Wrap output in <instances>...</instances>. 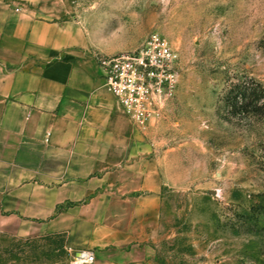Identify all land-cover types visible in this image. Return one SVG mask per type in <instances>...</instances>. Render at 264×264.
I'll list each match as a JSON object with an SVG mask.
<instances>
[{
    "label": "crops",
    "instance_id": "0c3cea01",
    "mask_svg": "<svg viewBox=\"0 0 264 264\" xmlns=\"http://www.w3.org/2000/svg\"><path fill=\"white\" fill-rule=\"evenodd\" d=\"M154 133V132H153ZM60 0H0V230L89 264H155L168 158Z\"/></svg>",
    "mask_w": 264,
    "mask_h": 264
},
{
    "label": "rangeland",
    "instance_id": "374dc122",
    "mask_svg": "<svg viewBox=\"0 0 264 264\" xmlns=\"http://www.w3.org/2000/svg\"><path fill=\"white\" fill-rule=\"evenodd\" d=\"M60 3L99 56L134 51L153 32L179 55L175 94L144 130L169 169L155 264H264V221L253 208L264 196V112L244 108L236 89L257 90L264 103V0ZM0 264L81 262L61 236L0 230Z\"/></svg>",
    "mask_w": 264,
    "mask_h": 264
},
{
    "label": "built area",
    "instance_id": "2783aa9c",
    "mask_svg": "<svg viewBox=\"0 0 264 264\" xmlns=\"http://www.w3.org/2000/svg\"><path fill=\"white\" fill-rule=\"evenodd\" d=\"M178 59L169 40L158 32L151 33L134 51L99 56L107 85L141 130L162 117L164 105L174 96ZM74 259L81 264L93 263L95 253H79Z\"/></svg>",
    "mask_w": 264,
    "mask_h": 264
},
{
    "label": "trees",
    "instance_id": "16d2710c",
    "mask_svg": "<svg viewBox=\"0 0 264 264\" xmlns=\"http://www.w3.org/2000/svg\"><path fill=\"white\" fill-rule=\"evenodd\" d=\"M237 88V93L241 96V99H244L248 102L246 103L247 105L245 104L244 108L253 106L257 111L264 112V103H261L262 95H259V92L257 90L250 91L247 88H242L240 85H237L236 89ZM253 208L257 220L264 221V196L262 199L258 200L257 202H254Z\"/></svg>",
    "mask_w": 264,
    "mask_h": 264
}]
</instances>
